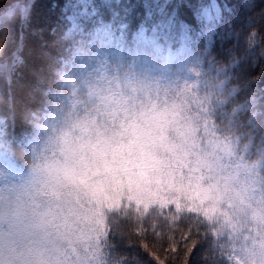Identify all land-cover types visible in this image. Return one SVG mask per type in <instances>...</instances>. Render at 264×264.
<instances>
[{"label": "trees", "instance_id": "16d2710c", "mask_svg": "<svg viewBox=\"0 0 264 264\" xmlns=\"http://www.w3.org/2000/svg\"><path fill=\"white\" fill-rule=\"evenodd\" d=\"M92 30L99 66L137 59L152 71L156 98L115 133L136 154L124 189L154 204L192 200L197 215L173 224L151 211L115 235L84 236L78 264H264V0H36L26 27L0 33V54L22 60L0 79V152L12 157L6 178L27 174L8 144L39 139L20 117L59 35ZM161 33L170 35L161 49L147 43ZM61 102L83 135L113 136L105 122L119 103L107 85L70 83Z\"/></svg>", "mask_w": 264, "mask_h": 264}, {"label": "snow or ice", "instance_id": "6c2138e0", "mask_svg": "<svg viewBox=\"0 0 264 264\" xmlns=\"http://www.w3.org/2000/svg\"><path fill=\"white\" fill-rule=\"evenodd\" d=\"M108 29L105 28L106 31ZM140 39L143 40V36ZM168 39L169 34L161 33L147 43L161 49V41ZM76 75L79 81L94 84L101 90L107 85L114 101H118L119 107L115 103L111 106L116 108L114 119L105 122L113 136L102 140L94 134L91 137L83 135L78 126L68 123L66 113L61 112L53 119V130L47 143L40 139L23 142L35 156L50 157L46 175L30 172L6 178L3 166L12 168V157L0 152L4 157L0 164V264H5L3 250L6 244L14 253L19 246L34 241L49 216L58 217L69 225L75 224L77 228L90 224L82 236L94 233L99 238L105 233L115 235L121 225L133 219L139 225L151 211H158L157 218L162 216L173 224L180 217L197 215L192 200L187 204L157 200L154 204L151 198L135 195L123 187L122 177L133 175L136 154L133 147L126 144V138L117 137L115 133L120 130V121L127 124L146 103L156 98L150 90L152 71L147 62L121 60L107 62L101 67L93 58L83 62ZM73 115L79 119V115ZM99 119L97 116V122ZM3 129L0 124V135ZM116 144L120 147L114 148ZM118 179L120 184L116 183ZM93 204L109 210L110 216L106 221L101 222L96 215L85 219L94 211ZM165 212L170 214L166 216ZM143 231L140 227L137 235L141 236ZM191 231L189 228L188 233Z\"/></svg>", "mask_w": 264, "mask_h": 264}, {"label": "clouds", "instance_id": "9594fccd", "mask_svg": "<svg viewBox=\"0 0 264 264\" xmlns=\"http://www.w3.org/2000/svg\"><path fill=\"white\" fill-rule=\"evenodd\" d=\"M35 3L36 0H0V33L10 36L13 25L17 23L26 27ZM245 6H248V0H245ZM92 32L73 35L64 32L59 35L57 55L50 57L44 73L37 76L36 83L28 91L29 103L24 105L20 120L25 129H31L45 143L52 133L53 119L62 111L61 96L70 83L79 81L76 74L81 64L90 61L94 55ZM3 47L0 44V49ZM21 64L19 58L9 59L0 54V79L8 80ZM239 91V84H234L229 95L234 97ZM244 106L238 105L240 108ZM8 150L27 173L46 175L50 157L35 156L29 147L20 144L9 143ZM91 207L94 211L85 217L86 220L96 215L104 222L110 216L109 210L103 206L93 204ZM90 227V224H84L77 228L75 224L69 225L58 217L49 216L34 241L19 246L14 253L10 252V245H5V264H78L73 253L83 238L81 233Z\"/></svg>", "mask_w": 264, "mask_h": 264}]
</instances>
